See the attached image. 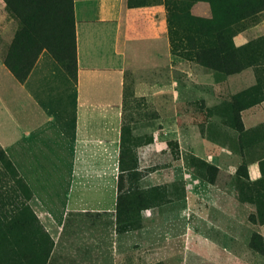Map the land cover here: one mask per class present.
Segmentation results:
<instances>
[{
    "label": "rangeland",
    "instance_id": "obj_1",
    "mask_svg": "<svg viewBox=\"0 0 264 264\" xmlns=\"http://www.w3.org/2000/svg\"><path fill=\"white\" fill-rule=\"evenodd\" d=\"M165 8V0H124L127 68L155 66L165 89L158 111L146 99L127 100L113 147L98 146L91 160L76 162L85 175L76 177L74 191L48 198L50 208L66 214L56 250L86 248L89 232L97 264H264V10L232 26L242 68L227 73L196 58L197 48L214 39L193 45L187 31L169 26ZM18 27L0 0V63ZM0 67V75L10 74ZM1 98L3 109L6 93ZM45 147V155L55 154L54 143ZM44 162L54 170L72 167Z\"/></svg>",
    "mask_w": 264,
    "mask_h": 264
},
{
    "label": "crops",
    "instance_id": "obj_2",
    "mask_svg": "<svg viewBox=\"0 0 264 264\" xmlns=\"http://www.w3.org/2000/svg\"><path fill=\"white\" fill-rule=\"evenodd\" d=\"M73 10L76 79L70 77L47 49L40 51L24 81H18L10 71L9 75H0V100L3 93L8 99L0 109V143L14 165L23 161L24 169L15 168L32 191L28 202L53 239L45 264H97L96 239L89 232L84 235L89 243L86 248L56 250L66 214L50 208L48 198L71 190L76 177L85 175L76 168V162L91 160V155L98 153V146L113 147L127 100L135 96L146 99L151 110L158 111L165 89L155 66L127 68L129 56L120 36L122 21L128 20L124 0H73ZM0 65L5 66L4 61ZM173 84V101H176ZM51 143L56 146L52 150L55 154L45 155V146ZM35 150L42 153L37 155ZM48 160L72 162V167L54 170L44 162ZM253 171L252 177H256V170ZM9 180V189L5 188L6 182L0 185V213L11 210L16 202L13 194L9 195L13 190ZM65 257H75L76 261L67 262Z\"/></svg>",
    "mask_w": 264,
    "mask_h": 264
},
{
    "label": "trees",
    "instance_id": "obj_3",
    "mask_svg": "<svg viewBox=\"0 0 264 264\" xmlns=\"http://www.w3.org/2000/svg\"><path fill=\"white\" fill-rule=\"evenodd\" d=\"M4 1L19 21L3 59L14 77L24 81L40 51L47 49L70 77L76 79L73 0ZM165 7L169 26L187 31L186 38L193 45L201 37L214 39L215 44L197 48L198 61L210 69L230 73L242 68L238 48L233 43L232 26L264 10V0H165ZM125 164L121 151L122 170ZM133 174L137 179L138 173L133 170ZM8 177L13 183L9 195L13 194L16 202L11 210L0 213V264H45L53 239L28 202L32 196L30 187L0 144V185ZM121 178L120 173L116 202L120 215L124 201Z\"/></svg>",
    "mask_w": 264,
    "mask_h": 264
}]
</instances>
